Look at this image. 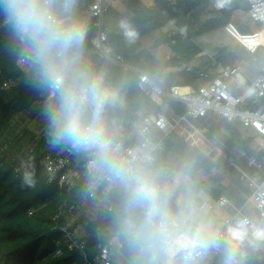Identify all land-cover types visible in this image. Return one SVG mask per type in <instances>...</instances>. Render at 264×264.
<instances>
[{"label":"clouds","instance_id":"clouds-1","mask_svg":"<svg viewBox=\"0 0 264 264\" xmlns=\"http://www.w3.org/2000/svg\"><path fill=\"white\" fill-rule=\"evenodd\" d=\"M81 3L0 0V35L27 83L46 96V141L85 161L86 192L115 194L104 233L124 264H248L250 252L264 249V212L210 218L198 156L166 162L163 121L143 113L131 120L125 81L89 62ZM119 28L128 43L138 38L127 19ZM22 186H35L34 172H24Z\"/></svg>","mask_w":264,"mask_h":264},{"label":"trees","instance_id":"trees-1","mask_svg":"<svg viewBox=\"0 0 264 264\" xmlns=\"http://www.w3.org/2000/svg\"><path fill=\"white\" fill-rule=\"evenodd\" d=\"M93 0H82L81 12L89 21L90 31L87 42V57L91 64L103 66L107 69L114 79H122L128 86V100L131 104L129 118L135 120L139 113L147 115H158L165 113L168 109H159L155 107L144 93L138 89L137 74L119 68L108 62L102 55L92 49L91 38L94 35V19L86 14L88 6ZM205 0H186L177 4L169 3L165 0H156L154 6L148 8L140 7V0H123L125 10L132 14L129 22L138 32V38L134 43H128L122 36L121 30L109 33V42L117 53L123 55L127 63L139 70L150 73L153 76L161 74L170 67H175L173 63L163 64L159 62L151 53V50L144 49L141 40L149 36L169 23L178 22L185 13L195 9ZM220 18L211 19L203 28L208 25L214 26L222 24L226 27L232 20L234 14L239 11L240 4L246 3L240 0H220ZM247 5V4H246ZM248 11V6L245 8ZM208 29H205L207 33ZM238 33L242 36H253L249 30L239 27ZM257 34V33H256ZM165 37L160 38L152 49H156L164 43ZM176 43V42H175ZM189 44V43H188ZM177 45V43H176ZM190 45V44H189ZM176 51L180 56L190 63L198 55L202 53L200 48L195 44H191V48L184 51L182 45L178 44ZM247 51V50H246ZM248 52V51H247ZM250 53V52H249ZM251 54V53H250ZM257 54V53H256ZM222 58V57H221ZM218 59V62L222 60ZM201 71L195 68L191 71L182 70L177 73H169L167 75V87H197L198 83L207 84L200 77ZM8 84L7 86H5ZM46 96L41 94L27 83L25 74L17 66L15 58L11 56L5 47V38L0 35V264H85V258L78 251H69L66 247L60 228L68 225L69 215L66 213L59 222H54L59 208L63 204H67L68 208L77 205L86 194L85 184L76 182L70 193L66 189L60 190L57 186L47 184V175L45 170L39 166H33L28 172H34V187L22 186V177L15 174L17 164L27 157L28 151H23L17 138L14 141L1 143L8 133H14V127L17 117L30 112L36 106L44 105ZM167 104L172 106L179 114H185V109L181 105L167 100ZM207 119L201 121H193L195 125H205ZM215 129H210L205 136L212 142H215ZM253 140L249 139L248 143ZM164 151L162 158L166 162L171 161L165 156L167 152L176 154L178 148H185V143L176 132L170 134L164 139ZM227 147L233 149V143L228 142ZM50 150L46 140L39 142L34 149L36 155ZM195 152L186 155L193 154ZM197 155V153H195ZM198 156V173L200 171L211 174L209 185L204 179L198 175L197 180L201 187L206 189L210 199H219L222 195L217 185L218 173H234L233 167L225 164L222 159L213 164L203 161ZM185 157V158H186ZM235 188L228 187L230 198L237 205L243 204L248 198V191L245 186L238 181ZM114 193H110L106 199L114 198ZM95 205L100 207L96 219L87 223L85 227L86 233L79 240L87 243L86 255L92 260L98 253V246L105 244L109 237L104 233L103 227L105 223V205L100 206V202L93 200ZM32 213V215H30ZM80 222L72 225L71 230L74 231ZM99 235V236H98ZM260 251H252L248 257V264H255ZM219 258L216 257L211 264H218Z\"/></svg>","mask_w":264,"mask_h":264},{"label":"built area","instance_id":"built-area-1","mask_svg":"<svg viewBox=\"0 0 264 264\" xmlns=\"http://www.w3.org/2000/svg\"><path fill=\"white\" fill-rule=\"evenodd\" d=\"M240 1L246 2L250 19L261 24L262 31H264V0ZM122 2L123 0H93L88 6L86 14L94 19L92 49L113 65L136 73L138 89L149 98L155 107L168 109L172 112L173 117L167 116L165 113L151 115L155 117L156 121H163V142L170 134L177 132L189 121H201L214 117H221L229 125L238 122L244 128L252 129L257 134L260 138L261 153L248 157L245 160V169H236L239 181L248 191L246 201L237 205L232 199L220 196L219 199H209L208 202L210 204L209 211H214L218 207L227 211L226 217L243 213L254 219L259 218L264 212V68L253 81L247 82L240 75L243 64L241 61L229 68H218L216 73L202 72L200 77L208 83H198L195 88L185 87L189 89L187 92H180L179 90L183 89L181 87L167 88L150 73L130 66L123 55L117 53L110 44L109 32L105 26L106 16ZM226 30L236 39L235 33H238L236 27L228 24ZM238 42L251 54L264 48V45H259L255 50H251L240 41ZM184 70L191 71L192 68L186 65ZM167 100L183 106L186 113L179 114L167 104ZM84 164L85 161L81 157L74 156L67 151L52 148L36 155L33 150H30L27 157L17 164L15 174L18 176L35 165L42 167L46 172L48 185L57 186L60 190L66 189V192L70 193L76 182L84 183L86 188ZM110 193L108 189L98 187L90 194L86 192L84 196L85 199L97 200L102 203L106 201ZM73 207L68 208L66 203L63 204L54 217V222H59L66 213L69 215L68 225L60 228L68 250L80 252L85 258V264H124L122 256L112 245L110 239L105 244L98 246L95 258L88 259L86 241L79 240L75 236V231L71 230V223L75 216ZM225 218L220 219L219 222ZM259 251V257L264 262V249ZM215 258L210 259V264Z\"/></svg>","mask_w":264,"mask_h":264},{"label":"rangeland","instance_id":"rangeland-1","mask_svg":"<svg viewBox=\"0 0 264 264\" xmlns=\"http://www.w3.org/2000/svg\"><path fill=\"white\" fill-rule=\"evenodd\" d=\"M146 1L147 0H143V3H146ZM165 1L177 4L186 0ZM220 4V0H205L195 9L185 13L178 22L169 23L160 31L143 38L140 41L143 48L151 50V52L155 51V55H157L159 59L164 60L166 56H170V59L164 64L173 63V65L180 68L181 71L184 70V67L187 65L190 66L192 70L198 68L203 72L216 73L218 68H229L243 61L240 75L247 82L253 81L264 68V48H260L256 52L257 54H250L238 41L251 50H255L259 45H264V31H262V25L250 19L248 11L245 10L247 5L246 3H242L240 4L239 11L234 14L229 24H232L236 29L244 27L255 35L248 37L235 33V39L227 32L226 27L222 24H216L214 26L208 25L206 28H203V25L209 20L219 19L221 17L219 13ZM110 17H115V12L113 10L108 13L105 20V26L108 32L118 31L120 28L111 21ZM205 29H208L207 33H203ZM162 35L165 37L164 43L161 46L159 45L158 48L152 49L155 41ZM175 42L177 45H182L184 51L190 49L191 44H195L200 48L202 53L188 63L180 56V53L176 51L175 47L177 45ZM219 58L222 59L220 62H218ZM158 61L161 62V60ZM166 70L158 74L156 78L162 85L167 87ZM186 90L188 91L189 89ZM42 107L43 105L36 106L30 112L17 117V122L13 129L14 133H8L1 143L7 141H14V143H16L15 139L17 138L21 147L24 148L23 151L29 152L34 149L39 142L46 140V123L41 115ZM166 115L170 117L174 116L170 110L166 111ZM205 123H208V126H197L193 121L185 123L176 132V134L183 139L185 148L180 149L179 147L176 154L167 152L165 156L171 162H176L184 159L187 154L195 152L203 161L215 164L218 160L222 159L225 164L231 167L233 166L234 173L231 176L229 173H218L216 175L219 180L217 187L222 190L221 196L230 198L228 187L235 188L237 185L236 181L240 183L238 171L236 169H245V160L250 156L261 153L259 145L260 138L252 129L244 128L238 122L229 125L221 117L208 118ZM210 129H215L216 131L214 134L215 142L210 141L205 136V133L209 132ZM249 139L253 140L250 144L248 143ZM228 142L233 143V149L227 147ZM47 146L52 149L48 142ZM47 150L48 149H46V151ZM198 175L209 185L211 174L200 171ZM207 198L209 201L210 198L208 194ZM105 203L106 201L100 203V206L105 205V207H107ZM73 208L75 216L71 224H79L80 222L83 224V227L80 224L78 228L74 230L75 236L77 238L83 237L86 233L85 227L87 223L96 219L101 208L96 206L94 201L85 199V197ZM226 212L227 211L216 207L214 211H209V215L210 218L219 222L220 219L227 216ZM254 263L264 264L260 257H257Z\"/></svg>","mask_w":264,"mask_h":264},{"label":"crops","instance_id":"crops-1","mask_svg":"<svg viewBox=\"0 0 264 264\" xmlns=\"http://www.w3.org/2000/svg\"><path fill=\"white\" fill-rule=\"evenodd\" d=\"M155 4V0H147L146 3H143V0H140V7L143 9V8H148V7H152L154 6ZM117 9H113V11L115 12V17H110L111 21L117 26L119 27V21L122 20V19H127L128 21L131 19L132 17V14L128 11L125 10V7L123 6V3L121 4H118L117 6ZM119 15V16H118ZM114 19V20H113ZM110 21V22H111ZM117 21V22H116ZM109 22V23H110ZM113 29H116V28H113ZM164 35H162L160 38H162ZM159 38V39H160ZM158 39V40H159ZM157 40V41H158ZM155 41V43L157 42ZM154 43V44H155ZM153 44V45H154ZM142 45V44H141ZM161 46V45H160ZM143 47V46H142ZM145 49V48H144ZM153 54V56L157 59V60H161V62H163V64L170 59V56H166V58L163 60V59H159V57L157 55H155V51L151 52ZM160 62V61H159ZM184 67V66H183ZM180 68L178 67H170V68H167V70L165 71L166 74L168 75L169 73H177V72H180Z\"/></svg>","mask_w":264,"mask_h":264},{"label":"bare ground","instance_id":"bare-ground-1","mask_svg":"<svg viewBox=\"0 0 264 264\" xmlns=\"http://www.w3.org/2000/svg\"><path fill=\"white\" fill-rule=\"evenodd\" d=\"M180 92H187L186 88L179 90Z\"/></svg>","mask_w":264,"mask_h":264}]
</instances>
